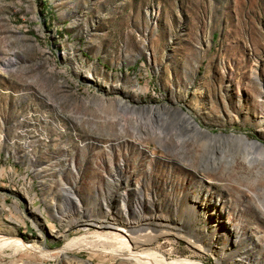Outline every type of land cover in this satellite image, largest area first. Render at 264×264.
I'll return each instance as SVG.
<instances>
[{
    "label": "rangeland",
    "instance_id": "rangeland-1",
    "mask_svg": "<svg viewBox=\"0 0 264 264\" xmlns=\"http://www.w3.org/2000/svg\"><path fill=\"white\" fill-rule=\"evenodd\" d=\"M244 138L264 146V0H0V229L25 245L0 264H137L61 258L92 237L237 264L229 229L264 256V151Z\"/></svg>",
    "mask_w": 264,
    "mask_h": 264
},
{
    "label": "bare ground",
    "instance_id": "bare-ground-1",
    "mask_svg": "<svg viewBox=\"0 0 264 264\" xmlns=\"http://www.w3.org/2000/svg\"><path fill=\"white\" fill-rule=\"evenodd\" d=\"M200 97L203 96L202 94H204V89L200 88ZM202 98V97H201ZM203 102V101H202ZM203 107H205V111H207V105L205 106V102L202 103ZM190 122H193L197 125L198 129L200 130L199 125L194 122L192 119ZM244 141L247 143L248 146L252 145V146H257L260 149H262L264 151V146L260 143L257 144L256 142H248L245 138ZM50 169V168H49ZM74 187H71L69 190L73 193L74 191ZM69 194V193H68ZM68 194L67 197H70ZM197 199L198 197H193V201H195L197 203ZM219 199V198H218ZM78 201L80 202V200L78 199ZM74 202H75V198H74ZM221 202V201H220ZM219 202V203H220ZM153 205V203H151ZM221 204V203H220ZM214 206V205H213ZM142 202H138L136 204V214H141L142 213ZM153 207V206H152ZM175 207H178L177 205ZM189 213H192V211H190ZM188 213V216L190 217V214ZM79 216H85L86 218H90L93 215L91 214H83L82 211H79V213H77ZM172 222L175 223V220L172 219ZM105 224V222H102ZM216 223H219V221L212 223V226H210L211 228V232H208V238L209 241L212 242V240L214 239V236L217 238L218 235H216V229L214 228L216 226ZM104 224H102L100 227H107L104 226ZM109 227H111L113 230H116L118 232H129L127 229L129 228L128 225H130L129 223H127L126 225H118L117 223H115L113 220H111V222H109ZM87 226V225H86ZM131 228V227H130ZM238 229H229V230H225L228 233V236H234L236 242L238 243V241H245L247 243H249V249H245L244 247L240 246L238 249V251H234L235 256L238 257V263L237 264H264V256H262V250L261 251H257L258 245L256 244V242L253 240L252 237L239 232ZM237 232V233H236ZM235 235H234V234ZM218 234V233H217ZM16 233L15 231H7V230H2L0 229V246H4V247H16L17 250L21 249L23 246L25 247V245L23 243H21L19 241V239H17L16 237ZM95 237V236H94ZM110 238V237H109ZM235 243L232 242L233 245H235ZM82 246H89V247H103L107 250L113 251V252H117L121 257H124V259H129L132 260L134 262H136L137 264H185V263H181V262H176V261H172V260H168L167 258H165L164 256L152 252V251H146V252H136L133 250V246L130 244H127L126 246L117 244V243H112L110 241L107 240H100L97 238H90V239H82V240H75L74 242L68 244L67 246H65L62 250V259H64L65 255L68 252H74L76 251L79 247ZM230 246V245H229ZM227 247V245L223 246V249ZM231 247V246H230ZM3 251V250H2ZM38 251L40 252L41 256H47L49 255V253L43 249H38ZM232 251V249H231ZM226 255H222L220 256V260H224L226 259ZM219 261V260H218ZM222 262V261H221Z\"/></svg>",
    "mask_w": 264,
    "mask_h": 264
},
{
    "label": "water",
    "instance_id": "water-1",
    "mask_svg": "<svg viewBox=\"0 0 264 264\" xmlns=\"http://www.w3.org/2000/svg\"><path fill=\"white\" fill-rule=\"evenodd\" d=\"M254 142H256L257 144H260V142L256 141V140H253Z\"/></svg>",
    "mask_w": 264,
    "mask_h": 264
}]
</instances>
